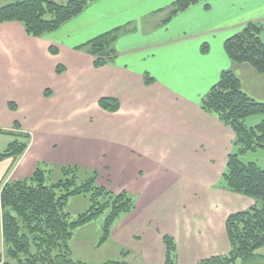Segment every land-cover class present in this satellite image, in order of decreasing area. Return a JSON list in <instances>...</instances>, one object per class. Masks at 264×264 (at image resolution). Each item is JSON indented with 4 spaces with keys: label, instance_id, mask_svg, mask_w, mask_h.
I'll list each match as a JSON object with an SVG mask.
<instances>
[{
    "label": "crops",
    "instance_id": "0c3cea01",
    "mask_svg": "<svg viewBox=\"0 0 264 264\" xmlns=\"http://www.w3.org/2000/svg\"><path fill=\"white\" fill-rule=\"evenodd\" d=\"M174 1L96 0L40 38L19 22L0 23V130H16L19 121L16 131L31 135L6 179L11 160L0 162V193L4 181L30 176L39 161L97 170L103 185L135 196L134 210L108 239L129 250L135 264H164L165 234L176 240L178 264L227 254L228 216L255 203L219 186L235 134L200 102L227 69L247 94L262 99L254 91L264 72L232 61L224 42L248 22L264 21V0H201L163 23ZM116 28L115 58L95 68L94 57L77 46ZM145 74L154 82L146 84ZM86 97L93 109L82 106ZM101 97L118 99L119 110L100 108Z\"/></svg>",
    "mask_w": 264,
    "mask_h": 264
},
{
    "label": "trees",
    "instance_id": "16d2710c",
    "mask_svg": "<svg viewBox=\"0 0 264 264\" xmlns=\"http://www.w3.org/2000/svg\"><path fill=\"white\" fill-rule=\"evenodd\" d=\"M94 1L10 2L0 7V23L19 22L29 36L40 38L81 14ZM199 1L175 0L163 23ZM262 30L261 22L250 21L241 31L227 38L224 50L228 57L236 63L249 64L263 73ZM120 32L119 28L104 32L77 48L94 57L95 68L103 67L116 56L115 42ZM206 47V44L202 46L203 49ZM50 51L57 53L53 47H50ZM64 70L62 64L57 65L58 74ZM144 80L146 84H151L155 78L145 74ZM45 94L50 95L48 89ZM9 106L13 110L17 108L15 102H10ZM98 106L116 112L120 108V101L113 97H101ZM200 106L206 113L229 126L235 134L234 150L228 156L219 186L249 196L255 203L250 208L228 216L226 232L230 251L201 259L197 264H237L238 261L264 258V254L259 253L264 248V168L256 162H243L240 157L248 150L264 148V118L255 126H248L245 122L249 116L264 114V101H258L247 94L237 74L227 69L222 71L219 80L202 97ZM14 128L21 129L19 121H15ZM16 130H0L11 137L5 149L0 151V162L11 160L4 179L25 153L31 140L29 133ZM59 169L63 177L57 182L48 183V174L53 169L46 162L37 164L28 177L4 181L0 193L4 242L0 264H89L70 257V241L75 230L103 215L100 244L105 243L116 222L134 210L135 196L128 190L114 192L100 184L96 170L86 171L77 165H59ZM81 170L87 175L83 180L79 179ZM78 194H88L91 205L85 212L73 217L65 210V206L71 196ZM163 242L164 264H178V248L174 236L165 234ZM102 264L129 262L109 260Z\"/></svg>",
    "mask_w": 264,
    "mask_h": 264
},
{
    "label": "rangeland",
    "instance_id": "374dc122",
    "mask_svg": "<svg viewBox=\"0 0 264 264\" xmlns=\"http://www.w3.org/2000/svg\"><path fill=\"white\" fill-rule=\"evenodd\" d=\"M16 1L19 0H0V7L10 2H16ZM261 23L263 24L261 37L262 40L264 41V21ZM155 25H160V22L158 21V23H155ZM133 29H136L137 31L140 30L139 22L134 23ZM138 46H141L140 43H138ZM127 62H129L130 65H133L131 61H127ZM136 66L138 67L139 65L137 64ZM255 87L257 90L254 91V94L259 98H262L258 100H264V75H262L257 79ZM81 103L82 106L88 108V110L93 109L94 107V101L92 97H86L83 101H81ZM258 117L262 119L264 118V114H259ZM89 120H93V115L89 117ZM3 137H8L9 141L11 139L9 135L0 133V139H3ZM7 144L8 142L0 143V151L4 150ZM240 157L243 162H256L257 164H259L261 167L264 168V148H258L256 150H248L243 154H241ZM45 162L48 163L49 167L53 169V171L48 174V183L57 182L63 177L59 169V165H76V164H60L52 161H39L37 164H42ZM80 167L85 168L86 171L92 170L91 168H87L83 166ZM86 176L87 175L85 174V171L81 170V172H79L80 180H83ZM98 182L100 184H102L101 182H103L102 178L100 182L99 176H98ZM90 205H91V201L88 194H78L71 196L69 198L65 206V210L69 212L71 216L75 217L78 214L85 212L90 207ZM126 215H123L120 218V220L124 219ZM103 220H104V216L100 215L91 222L87 223L84 226L78 227L75 230L73 238L70 241V257L74 260H81L89 264H102L109 260L124 261V262H129V264H135L131 259L133 256H130L131 255L130 251L126 253V251L128 250L123 248L119 249L116 243L112 242L111 240L109 241L107 240L108 242L106 241L105 243L100 244V239L102 236ZM259 253L264 254V248H261L259 250ZM237 264H264V258L261 257L253 258L245 262L238 261Z\"/></svg>",
    "mask_w": 264,
    "mask_h": 264
}]
</instances>
